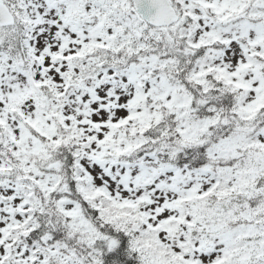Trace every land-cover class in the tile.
Instances as JSON below:
<instances>
[{
  "label": "snow or ice",
  "instance_id": "6c2138e0",
  "mask_svg": "<svg viewBox=\"0 0 264 264\" xmlns=\"http://www.w3.org/2000/svg\"><path fill=\"white\" fill-rule=\"evenodd\" d=\"M0 264H264V0H0Z\"/></svg>",
  "mask_w": 264,
  "mask_h": 264
}]
</instances>
